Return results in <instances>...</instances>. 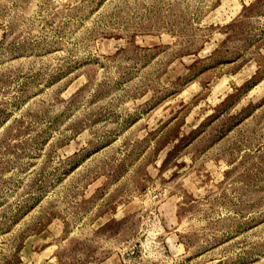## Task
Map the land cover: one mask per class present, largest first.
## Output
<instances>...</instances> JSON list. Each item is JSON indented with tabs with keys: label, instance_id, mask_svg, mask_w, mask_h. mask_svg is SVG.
<instances>
[{
	"label": "rangeland",
	"instance_id": "rangeland-1",
	"mask_svg": "<svg viewBox=\"0 0 264 264\" xmlns=\"http://www.w3.org/2000/svg\"><path fill=\"white\" fill-rule=\"evenodd\" d=\"M0 264H264V0H0Z\"/></svg>",
	"mask_w": 264,
	"mask_h": 264
}]
</instances>
